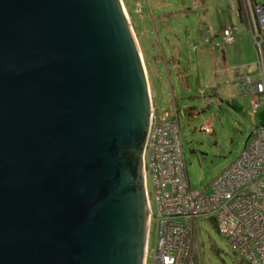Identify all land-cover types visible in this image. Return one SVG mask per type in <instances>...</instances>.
Returning <instances> with one entry per match:
<instances>
[{"label": "water", "instance_id": "water-1", "mask_svg": "<svg viewBox=\"0 0 264 264\" xmlns=\"http://www.w3.org/2000/svg\"><path fill=\"white\" fill-rule=\"evenodd\" d=\"M151 107L121 0H0V264H144Z\"/></svg>", "mask_w": 264, "mask_h": 264}, {"label": "rangeland", "instance_id": "rangeland-1", "mask_svg": "<svg viewBox=\"0 0 264 264\" xmlns=\"http://www.w3.org/2000/svg\"><path fill=\"white\" fill-rule=\"evenodd\" d=\"M121 1L141 52L151 106L160 114L178 112L190 187L208 190L218 174L238 157L252 128L247 112L241 111L238 103L244 95L239 94L233 80L238 73L257 76L253 39L244 22L236 17L238 2ZM230 23L238 27V34L227 44L215 34ZM204 32L215 38L212 43L205 41ZM203 125L212 132L204 131ZM140 165L142 173V154ZM144 184L154 209L147 169ZM197 233L201 264H240L226 238L209 219L197 221ZM148 234L150 249L153 220ZM145 264L152 262L148 258Z\"/></svg>", "mask_w": 264, "mask_h": 264}, {"label": "built area", "instance_id": "built-area-1", "mask_svg": "<svg viewBox=\"0 0 264 264\" xmlns=\"http://www.w3.org/2000/svg\"><path fill=\"white\" fill-rule=\"evenodd\" d=\"M246 25L257 56V76L239 74L240 95L251 99V112L264 106V0H243ZM205 41L212 43L204 32ZM238 27L221 32L230 44ZM202 129L211 133L209 126ZM143 177H150L154 209L153 245L146 241L144 264H201L197 221L209 219L226 238L240 264H264V120L257 124L238 157L206 188H191L179 132L178 112L152 107L142 150ZM147 195V194H146ZM149 237V234H148Z\"/></svg>", "mask_w": 264, "mask_h": 264}, {"label": "crops", "instance_id": "crops-1", "mask_svg": "<svg viewBox=\"0 0 264 264\" xmlns=\"http://www.w3.org/2000/svg\"><path fill=\"white\" fill-rule=\"evenodd\" d=\"M237 13V12H236ZM236 17H237V15H236ZM238 18V17H237ZM230 24H233V23H230ZM245 24V23H244ZM227 25H229V24H227ZM226 25V26H227ZM234 25V24H233ZM245 26H246V28H247V25L245 24ZM219 32H221V31H219ZM219 32H217L216 34H215V36H219ZM224 57H226V55H223ZM243 67H248V66H246V65H242ZM238 71H235V73H237ZM235 73H234V75H235ZM240 73H238L237 75H239ZM243 74V73H242ZM235 77V76H234ZM233 80H234V84H235V86H236V83H235V78H233ZM236 88H237V86H236ZM237 91H238V89H237ZM241 97V99H240V101L238 102L239 104H240V107H241V111H243V112H247V115L249 116V118H250V122H251V124H252V128H251V131H250V133H249V135L247 136V138H246V140L249 138V136H250V134H251V132H252V130H253V128L257 125V124H259V123H261L263 120H264V106H261V107H259L258 108V110H256L254 113H252L251 112V99H250V97L249 96H240ZM242 99H246V102H244ZM235 102H236V100H235ZM246 140H245V142H246Z\"/></svg>", "mask_w": 264, "mask_h": 264}, {"label": "trees", "instance_id": "trees-1", "mask_svg": "<svg viewBox=\"0 0 264 264\" xmlns=\"http://www.w3.org/2000/svg\"><path fill=\"white\" fill-rule=\"evenodd\" d=\"M237 2H238V9H237L236 15H237V17L239 18L240 21H242V22H244L246 24L247 17H246V14H245L243 0H237Z\"/></svg>", "mask_w": 264, "mask_h": 264}, {"label": "bare ground", "instance_id": "bare-ground-1", "mask_svg": "<svg viewBox=\"0 0 264 264\" xmlns=\"http://www.w3.org/2000/svg\"><path fill=\"white\" fill-rule=\"evenodd\" d=\"M144 190H145V197H146V204H147V207L149 209V199H148V196L146 195L147 192H146V188H145V184H144ZM151 210H148L147 211V218H146V241H147V238H148V227H149V222H150V219H151Z\"/></svg>", "mask_w": 264, "mask_h": 264}]
</instances>
